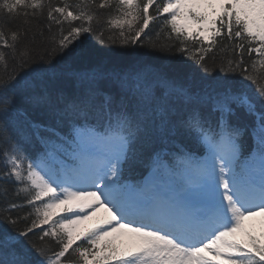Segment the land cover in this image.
<instances>
[{"label":"snow or ice","instance_id":"obj_1","mask_svg":"<svg viewBox=\"0 0 264 264\" xmlns=\"http://www.w3.org/2000/svg\"><path fill=\"white\" fill-rule=\"evenodd\" d=\"M0 264H264V0H0Z\"/></svg>","mask_w":264,"mask_h":264},{"label":"trees","instance_id":"obj_2","mask_svg":"<svg viewBox=\"0 0 264 264\" xmlns=\"http://www.w3.org/2000/svg\"><path fill=\"white\" fill-rule=\"evenodd\" d=\"M146 31H149V36H152L153 41L156 42V47H163L166 43H169V44L174 43V38L172 41H165V34H161L158 37L153 35L155 32L159 31L158 23L156 26H152L150 30H146ZM141 39L144 40L145 42L148 41L147 36H142ZM88 44L90 47L95 49L100 54L115 55L117 53L125 51V49L120 47L119 44L110 45V46H102L97 42V38L95 37H89ZM133 47H138V46H133ZM128 50L130 51L131 49H128ZM140 51L148 52V49H140ZM147 58L149 59L155 58L159 60L160 62L168 63V64H176L181 59L179 55L176 54L174 51L170 53V52H167L166 50L158 51V52H150ZM209 63H211V60L209 61Z\"/></svg>","mask_w":264,"mask_h":264},{"label":"rangeland","instance_id":"obj_3","mask_svg":"<svg viewBox=\"0 0 264 264\" xmlns=\"http://www.w3.org/2000/svg\"><path fill=\"white\" fill-rule=\"evenodd\" d=\"M98 213H100V212H98ZM98 218V217H97ZM95 219V218H94ZM87 224H90L91 223V221L90 222H86Z\"/></svg>","mask_w":264,"mask_h":264}]
</instances>
